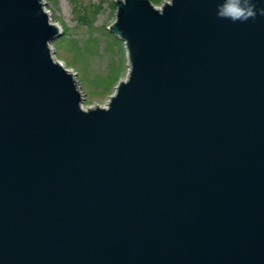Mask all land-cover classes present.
Segmentation results:
<instances>
[{
	"label": "water",
	"instance_id": "1",
	"mask_svg": "<svg viewBox=\"0 0 264 264\" xmlns=\"http://www.w3.org/2000/svg\"><path fill=\"white\" fill-rule=\"evenodd\" d=\"M227 2L114 0L84 108L42 0H0V264H264V16Z\"/></svg>",
	"mask_w": 264,
	"mask_h": 264
},
{
	"label": "rangeland",
	"instance_id": "2",
	"mask_svg": "<svg viewBox=\"0 0 264 264\" xmlns=\"http://www.w3.org/2000/svg\"><path fill=\"white\" fill-rule=\"evenodd\" d=\"M159 6L164 0H151ZM62 35L51 42L52 55L75 72L82 106H104L127 73L123 42L108 32L114 0H42Z\"/></svg>",
	"mask_w": 264,
	"mask_h": 264
},
{
	"label": "clouds",
	"instance_id": "3",
	"mask_svg": "<svg viewBox=\"0 0 264 264\" xmlns=\"http://www.w3.org/2000/svg\"><path fill=\"white\" fill-rule=\"evenodd\" d=\"M229 9H234V11ZM257 12L264 16V8L256 9L252 0H228L227 6L218 10V15L220 18L230 19L232 22H244L249 18L255 19Z\"/></svg>",
	"mask_w": 264,
	"mask_h": 264
},
{
	"label": "bare ground",
	"instance_id": "4",
	"mask_svg": "<svg viewBox=\"0 0 264 264\" xmlns=\"http://www.w3.org/2000/svg\"><path fill=\"white\" fill-rule=\"evenodd\" d=\"M50 51H51V53H52V48H51V46H50ZM52 57H54V59H57V58H55L54 55H52ZM57 61H58L60 64H62V65L64 66V64H63V62H62L61 60L57 59Z\"/></svg>",
	"mask_w": 264,
	"mask_h": 264
}]
</instances>
